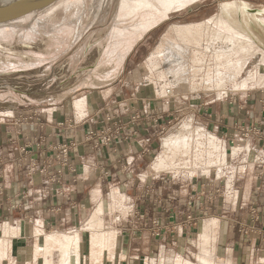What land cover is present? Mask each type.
I'll use <instances>...</instances> for the list:
<instances>
[{
    "label": "crops",
    "instance_id": "crops-1",
    "mask_svg": "<svg viewBox=\"0 0 264 264\" xmlns=\"http://www.w3.org/2000/svg\"><path fill=\"white\" fill-rule=\"evenodd\" d=\"M130 49L111 60L115 72ZM119 89L127 95L114 101L94 87L96 96L38 106L26 124L0 122V264H152L164 252L198 251L200 240L238 264L264 256V91L194 113L154 98L149 85ZM182 115L202 120L229 165L165 175L162 141ZM118 126L107 147L86 141ZM63 143L73 144L65 165ZM43 168L60 176L51 181Z\"/></svg>",
    "mask_w": 264,
    "mask_h": 264
},
{
    "label": "rangeland",
    "instance_id": "rangeland-1",
    "mask_svg": "<svg viewBox=\"0 0 264 264\" xmlns=\"http://www.w3.org/2000/svg\"><path fill=\"white\" fill-rule=\"evenodd\" d=\"M72 1L59 0L47 9L29 14L22 21H12L0 27V32H6L0 34V122L4 127L9 128L15 121L26 124L31 119L29 112L47 103L62 101L71 104L90 92L96 96L94 87L104 89L101 94L104 99L114 101L127 95L120 92V85H149L155 90L154 98L177 102L182 108L191 105L194 113L202 107L235 103L241 95L264 91V0H189L166 14L156 13L160 19L152 25L139 30L131 25L133 29L128 32L133 40L121 63L125 66L123 74L122 67L115 72V63H110L117 56L109 61L103 55L115 27L119 0H111L109 10L104 8L102 16L100 14L96 19L91 10L94 0H83L78 13L73 8V12L71 9L65 12V6ZM223 4H234L240 9L243 5L248 9L245 14L241 12L240 19L244 20L242 23L252 39L246 34L248 38L238 40V43L232 32L216 23ZM235 6L230 9V15L229 11L226 14L227 19L237 23ZM259 10L260 13L255 12ZM51 11L54 12L50 14ZM147 15L148 11L137 13L139 18ZM78 16L82 20L73 22ZM138 17L130 15L121 21L119 27L130 25ZM38 21L42 22V28L37 34H28ZM245 21L250 22V26ZM75 27L77 35H81L78 40L71 37L72 31L77 30ZM111 84L113 87L106 88ZM167 90L172 93L167 95ZM185 116L175 122L179 126L165 137L164 141L169 139L171 142L170 152L166 154L162 149L157 159L162 164L161 170L166 176L174 177L196 176L199 170L203 174L211 172L215 175L223 165H229L222 157V146L212 140L214 137L202 127V120L197 115L190 118L191 122L184 121ZM183 124L189 127L184 128ZM177 134L182 137L178 139ZM205 146L209 150L208 160L205 155L201 161L199 153ZM174 163H179L183 170L172 166ZM196 244L198 251L164 252L152 256L151 263L238 264L236 258L232 262L225 253L208 251L206 243L201 240ZM263 259L264 256L257 255L240 264H264Z\"/></svg>",
    "mask_w": 264,
    "mask_h": 264
},
{
    "label": "bare ground",
    "instance_id": "bare-ground-1",
    "mask_svg": "<svg viewBox=\"0 0 264 264\" xmlns=\"http://www.w3.org/2000/svg\"><path fill=\"white\" fill-rule=\"evenodd\" d=\"M4 1H9V0H4ZM189 0H119L118 2V9H117V15H116V20L114 21L115 24H114V30L113 32L110 33V40H109V43L107 44L106 46V49L103 53L104 57L105 58H111L113 56H117L119 57V59L123 56L126 55V53L128 52V49L130 48L131 44H132V40H133V36L130 35V33L128 32L129 29H133V26L131 25H134L135 26V30H139L141 27L145 26V25H152L153 23L157 22L160 17L156 15V13L162 15V14H166V12H168L169 10L171 9H174V8H177L179 6H182L184 5L185 3H187ZM89 3V1H87ZM110 2L111 0H94V4L91 6V10H93V14H94V19L98 18L101 14L102 16V13H103V9L104 8H109L110 6ZM86 3V2H85ZM83 5V0H73L72 2H70L69 4H67L65 6V12H67V10L71 9L72 8L75 10V13L79 12L80 10V7ZM87 5V3H86ZM235 6L234 4L232 5H222L220 7V11H221V15L219 17V20L217 19L216 23H218L219 26H221L222 28H224L225 30L229 31V32H232V34L234 35V39H236V42L238 40H244L246 38H248L247 36H249L251 39H252V36H251V33H249L248 31H246V26L242 23L244 20L241 21L240 17H241V12L243 14H245V12H248V9L245 8V6L242 5L241 9L239 7H236L235 6V9H236V17L238 15V22L235 23L232 22L230 19H227V16L229 13H231V8ZM86 9V7H85ZM56 10V9H55ZM72 10V12L74 11ZM89 10V9H88ZM103 10V11H102ZM109 10V9H107ZM241 10V11H240ZM86 11V10H85ZM102 11V12H101ZM106 11V10H105ZM145 11H148L149 12V15H147L148 17H142V18H139L137 16V13L138 12H145ZM151 11V12H150ZM226 11H229L228 14H226ZM54 11H51L50 14H52ZM84 12V11H83ZM258 13H260V10L258 11ZM85 14V13H84ZM92 14V15H93ZM106 14V13H105ZM108 14V13H107ZM73 15V14H72ZM76 15V14H75ZM130 15H133V17H138L137 20H135V22L133 21L132 23H130V25L128 26H124V27H119L121 26V21H124L127 17H129ZM230 15V14H229ZM28 15L20 18V19H17L15 21H22L24 19L27 18ZM70 16V15H69ZM107 16V15H105ZM67 17V16H66ZM244 17V16H243ZM68 18V17H67ZM71 18V17H70ZM74 18V17H73ZM81 17L78 16V18H76V20H73V22L77 23L78 20L80 19ZM115 18V17H114ZM224 18V19H223ZM234 18V17H233ZM245 18V17H244ZM70 19V20H71ZM236 19V18H235ZM246 19V18H245ZM82 20V19H80ZM65 21V20H64ZM68 21V19H67ZM66 21V22H67ZM102 21V19L100 20ZM130 21V20H129ZM212 21V20H211ZM65 22V23H66ZM72 22V23H73ZM44 23V22H43ZM55 24V22H53ZM59 23V22H58ZM69 23V22H68ZM120 23V25H119ZM134 23V24H133ZM239 23V24H238ZM246 25H249L250 22H247L245 21ZM9 24V23H8ZM11 24V22H10ZM42 24V22L38 21L36 23V25H33L28 34H37V31L38 29L42 28V26L40 25ZM53 24V25H54ZM124 24V22H123ZM122 24V25H123ZM6 25V24H5ZM5 25H1L0 27L2 26H5ZM51 25V24H50ZM60 25V24H59ZM45 26V24H44ZM61 26V25H60ZM65 26H67L65 24ZM70 26V25H69ZM250 26V25H249ZM74 27V26H73ZM48 28V27H47ZM50 28V27H49ZM56 27L53 28L52 26V29L55 30ZM59 30V26L57 27ZM63 28V26H62ZM71 28V26H70ZM76 28V27H75ZM212 28V27H211ZM46 29V28H45ZM77 29V28H76ZM49 30V29H48ZM61 30V28H60ZM75 30V29H73ZM215 30V29H214ZM52 31V30H51ZM56 31V30H55ZM82 32V30H81ZM6 32L3 30L0 32V34H5ZM48 33V32H47ZM53 33H55L53 31ZM58 33V32H57ZM78 33V29L75 30V32L72 31V35L71 37L73 39H77L78 36L77 35ZM56 34V33H55ZM59 34V33H58ZM57 34V36H58ZM70 34V32H69ZM219 34V33H218ZM247 34V36H246ZM63 35V34H61ZM217 35V34H216ZM216 35H215V38H216ZM4 36V35H3ZM52 36V35H51ZM64 36V35H63ZM214 36V35H213ZM5 37H8V34L5 35ZM50 37V36H49ZM54 37V36H53ZM56 37V36H55ZM27 38H30L31 37H28ZM231 38V37H230ZM249 38V39H250ZM56 39H58L56 37ZM78 40V39H77ZM229 41V40H228ZM232 41V40H230ZM108 42V41H107ZM165 43V42H164ZM238 43H240L238 41ZM233 44V43H232ZM53 45V44H52ZM213 45V44H212ZM236 45V44H235ZM234 46V45H233ZM241 46V45H240ZM238 47V46H237ZM210 48V46L208 47V49ZM214 48V47H213ZM216 49V48H215ZM207 50V48H206ZM223 50V49H222ZM212 51V49H211ZM220 51V49H219ZM244 51V50H243ZM221 52V51H220ZM217 53V52H216ZM223 53V51H222ZM225 53V52H224ZM215 54V52H214ZM213 54V55H214ZM114 60H115V57H113ZM119 59H117L119 61ZM108 61V60H107ZM110 61V59H109ZM108 61V62H109ZM113 61V60H112ZM231 63V62H230ZM240 64V63H239ZM234 74V73H233ZM233 76V75H232ZM184 125V124H183ZM185 127H189V126H185L184 125V128ZM180 133V132H179ZM185 133V132H184ZM179 134H177V137H178ZM182 137V136H181ZM180 135L178 137V139L181 138ZM186 137V136H185ZM190 137V136H189ZM183 139V138H182ZM186 139V138H185ZM190 139V138H189ZM169 140V139H168ZM168 140L164 141L163 142V147H164V150H165V153H169L170 152V143ZM176 140V138H175ZM171 141V140H170ZM174 141V140H173ZM175 142V141H174ZM221 162V161H220ZM8 250V249H7ZM3 251V250H2ZM5 255V254H4ZM5 257V256H4Z\"/></svg>",
    "mask_w": 264,
    "mask_h": 264
},
{
    "label": "water",
    "instance_id": "water-1",
    "mask_svg": "<svg viewBox=\"0 0 264 264\" xmlns=\"http://www.w3.org/2000/svg\"><path fill=\"white\" fill-rule=\"evenodd\" d=\"M59 0H11L0 2V26L37 13L52 6ZM258 12V11H255Z\"/></svg>",
    "mask_w": 264,
    "mask_h": 264
},
{
    "label": "built area",
    "instance_id": "built-area-1",
    "mask_svg": "<svg viewBox=\"0 0 264 264\" xmlns=\"http://www.w3.org/2000/svg\"><path fill=\"white\" fill-rule=\"evenodd\" d=\"M171 93H172L171 90L166 91L167 95H170ZM120 128L121 126H118V128H116L113 131H110L109 129L103 131H97V130L91 131L88 133L86 141L88 142L95 141L93 145L95 149L107 147L118 139ZM72 145L73 144L70 143H63L58 147V150L61 152V156L63 158V165H65L66 158L68 157L69 151L72 149ZM45 167L49 168V164H47ZM46 168L41 169L40 173L48 175L49 180L53 181L57 176H60L61 173L60 171H58L56 174H49ZM31 171L32 170L30 169V172ZM251 215L253 216L254 219L255 217H257L255 212H252Z\"/></svg>",
    "mask_w": 264,
    "mask_h": 264
}]
</instances>
